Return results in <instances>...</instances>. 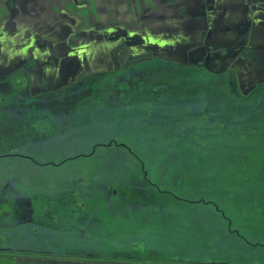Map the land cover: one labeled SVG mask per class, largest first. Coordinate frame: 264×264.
<instances>
[{
  "label": "flooded vegetation",
  "instance_id": "flooded-vegetation-1",
  "mask_svg": "<svg viewBox=\"0 0 264 264\" xmlns=\"http://www.w3.org/2000/svg\"><path fill=\"white\" fill-rule=\"evenodd\" d=\"M203 83L206 90L197 93ZM210 92L212 108L204 112ZM263 94L264 0H0V264H241L219 260L217 249L203 251L197 242L154 243L138 240L136 232L114 242L100 238L96 226L105 214L128 217V208L139 212L144 203L149 216H175L163 204L168 196L194 204L189 210L196 216L218 213L226 233L251 244L214 200L179 191L198 174L157 184L146 160L113 136L135 125L125 113L139 105L136 126L143 135L174 114L172 139L160 145L144 137L149 146L188 154L191 145H210L203 130L222 140L231 132L229 121L245 116V127L264 132ZM53 102L74 106L56 112ZM227 109L236 112L233 118ZM101 112L112 114L114 130L86 142L83 129L89 128L79 125L96 128ZM257 136L264 148V134ZM112 150L127 159L117 153L107 159ZM129 161L143 169L144 175L132 176L138 199L111 191L116 163L128 167ZM186 162L193 160L187 156ZM98 196L107 209L101 215ZM140 219L146 220L136 216V227ZM206 226L200 221L195 230ZM179 232L193 239L191 228ZM164 251L169 255H160Z\"/></svg>",
  "mask_w": 264,
  "mask_h": 264
},
{
  "label": "rangeland",
  "instance_id": "rangeland-1",
  "mask_svg": "<svg viewBox=\"0 0 264 264\" xmlns=\"http://www.w3.org/2000/svg\"><path fill=\"white\" fill-rule=\"evenodd\" d=\"M209 79V78H207ZM202 83V82H201ZM200 83V84H201ZM197 84V93L206 90V87ZM214 91V88L212 89ZM149 91V90H148ZM198 95V94H197ZM264 95V94H263ZM214 94L210 92V99L208 100L204 112L207 109L212 108V100ZM214 101V100H213ZM262 99H260V102ZM261 105V104H260ZM74 103H58L53 102L49 104V107L56 112L63 111L66 107L71 108ZM261 111L264 113V105ZM109 111H113L112 108H107ZM242 112V111H240ZM234 112V116H235ZM142 114V108L139 105L129 109L125 116L130 122H134L135 125H130V129L124 130V135L115 134L113 138L116 142H124L131 145L137 154L146 160L145 169L149 173L151 180L157 184L164 181V177L175 176L181 174L182 177H188L189 173L198 174L195 177L187 178L188 188L183 186V189H179L180 192L185 193H204L206 198L214 200L220 208H223L232 221L233 227L238 229L242 235H244L251 244L241 240L236 234L226 233L222 229L221 216L216 212H200V215H195L189 209L194 208V204L180 201L179 198L168 197L163 203L167 205L169 209H174L175 216H163L158 214L155 216L148 215V206L146 203L143 209L139 212H134L129 209L128 217L124 215H115L113 218L110 214L104 215V221L100 227L96 226V231L100 238H111L115 241L130 240V237H134L136 232L138 240H148L154 243L168 242L174 245L176 242L179 244H192L193 242L199 243L203 246L201 249H217V256L222 261L239 262L241 264H264V148L260 146L261 140L258 139L257 134H264V132L257 133L254 126L245 127L247 124L248 116H245V120L238 119L229 121L231 132L229 136H226L222 140L220 138H213L211 130H203V137L206 138L204 133L210 134V145L208 148L199 150V147L191 145L188 154H185V150L171 151L165 148L163 145L166 140L172 139V133H174V126L172 119L174 114L168 115V119L165 120L166 124L156 132H151L149 135H143L136 125L139 123ZM227 114L233 118L234 116L227 109ZM205 114L206 127L211 124L210 118ZM264 116V114H262ZM60 116V115H59ZM207 116V117H206ZM61 117V116H60ZM208 118V119H207ZM190 121V118H186ZM97 126L92 123L90 127L81 123L80 127H86L89 129H83L89 132L86 136V142L93 134L99 132L110 133L114 130L112 114H104L101 112L97 116ZM164 119H162L163 121ZM202 119H197L199 124H202ZM220 122V121H219ZM218 122V124H219ZM237 123L238 129L231 128V125ZM196 125V127L199 126ZM159 127V125L155 124ZM140 126V125H139ZM157 127V128H158ZM204 127V123L202 124ZM200 129V126H199ZM244 132V133H242ZM227 133L229 130L227 129ZM202 135V134H201ZM148 137L154 139L160 145H154L153 148L149 146L150 141L144 139ZM103 138H107L106 136ZM209 140V138H206ZM185 145L184 147H187ZM90 146H85V151L89 150ZM104 148H101L96 155L95 159H101V152ZM107 152L105 157L109 160H115L113 157L118 156L125 159L123 151L112 153ZM36 153H40L37 151ZM124 155V156H123ZM189 156L190 160H193L192 164H185L186 157ZM118 160V158H117ZM213 160V162H212ZM167 161L171 162L168 169H166ZM130 166L124 167L121 163H116V167L112 171L111 180L113 183L111 191L116 190L117 193L126 192L128 194H134L138 199V188L133 183L137 184V180L132 176L137 172L140 175L143 174V169L139 163L129 161ZM214 163V164H211ZM53 172L59 171L56 167H52ZM22 170L29 171L28 168ZM138 173V174H139ZM104 173H101L103 176ZM140 176V177H141ZM110 182V181H108ZM201 195V194H197ZM180 196V195H178ZM98 204L101 205V209L97 215L106 213L105 200L101 196H98ZM118 195H113V201L117 200ZM150 202V201H148ZM91 204L94 201L90 202ZM115 207V205H114ZM116 207H121V203H118ZM157 208H161L160 204H156ZM100 208V207H98ZM166 208V206H165ZM166 211L163 213L165 214ZM168 212H171L168 210ZM136 216H143L146 220L140 219L137 222L139 227L134 225V219ZM179 218H184V223H179ZM200 221L204 222L207 226L202 231L195 230V224ZM183 227L192 229L194 234L193 239L187 238L186 234L179 232ZM139 228V229H138ZM175 231L177 234L171 235L170 232ZM220 236V238H217ZM191 238V237H190ZM216 238L218 239L216 241ZM259 243L260 245H256ZM113 244V243H112ZM211 246V247H206ZM213 247V248H212ZM209 249V250H211ZM172 250V249H171ZM162 256H168L169 252L164 251Z\"/></svg>",
  "mask_w": 264,
  "mask_h": 264
}]
</instances>
